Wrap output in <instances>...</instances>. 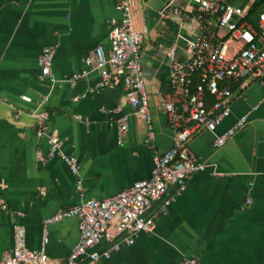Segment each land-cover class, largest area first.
I'll use <instances>...</instances> for the list:
<instances>
[{
	"label": "crops",
	"instance_id": "crops-1",
	"mask_svg": "<svg viewBox=\"0 0 264 264\" xmlns=\"http://www.w3.org/2000/svg\"><path fill=\"white\" fill-rule=\"evenodd\" d=\"M166 1H137L132 12L135 29L147 28L140 55L160 153L171 147L175 132L158 95L169 89L164 50L177 45L175 57L186 55L177 27L161 16ZM254 3L248 1L243 11ZM118 18L115 0H0V260L13 246L14 224L25 227L28 248L43 246L50 259L64 258L78 239V221L69 217L49 224L43 245L46 218L150 176L153 152L144 144L145 121L126 103L120 112L112 111L124 102L122 83L98 87V70L84 63L98 44L108 52V33ZM46 46L54 48V83L40 77L36 63ZM84 69L89 70L85 77L67 81ZM45 95L41 108L49 112L47 128L58 134L65 153L77 157L80 191L60 157L37 158L46 154L47 143L36 137L31 113ZM123 114L128 128L119 143L116 119ZM245 114L246 125L221 147L214 146L209 131L191 140L190 150L204 168L190 176L183 192L169 187L170 203L152 232H141L99 264H183L187 258L198 264H264V81L254 76L236 85L230 115L216 132ZM168 197L153 202L146 215ZM110 244L102 240L93 249Z\"/></svg>",
	"mask_w": 264,
	"mask_h": 264
},
{
	"label": "built area",
	"instance_id": "built-area-1",
	"mask_svg": "<svg viewBox=\"0 0 264 264\" xmlns=\"http://www.w3.org/2000/svg\"><path fill=\"white\" fill-rule=\"evenodd\" d=\"M141 0H115L119 18L108 33L109 50L96 45L84 58L91 69L98 70V87L111 86L120 81L124 87V102L112 111L120 112L126 103L146 123L144 144L153 152L152 169L146 179L133 182L124 190L105 198H89L66 210H61L43 222V245L47 242L49 224L64 218L75 217L79 236L69 253L62 259H50L42 246L30 249L26 245L25 227L13 225V246L5 252L0 264H99L102 259L118 251L122 244L131 245L141 232H152L157 216L170 203L169 187L175 186L178 193L186 188L187 180L204 168L201 160L190 150L191 140L202 131L215 134V147L223 146L247 123V115L221 133L217 127L230 115L232 91L228 83L254 76L264 81V12L254 27L239 21L246 13L228 0H167L160 13L177 27L176 39L185 48L186 55L176 58L177 45L164 50L169 59V91L159 93V100L168 120L174 128L171 147L164 152L156 149V134L152 126L149 96L140 55L147 28L136 30L133 24V6ZM240 44L228 55V40ZM54 48H41L36 58L41 78L54 83L52 64ZM89 73L84 69L67 79L74 83ZM25 102L31 98L21 95ZM77 97H73L75 101ZM48 100L43 96L37 103L34 117L35 135L45 138L46 154H37L39 161L60 157L69 171L76 176L77 190L82 188L78 159L63 151V142L58 134L47 128L49 112L41 108ZM103 112L110 111L101 108ZM81 119L80 115L75 116ZM128 116L116 119L118 142L121 143L128 128ZM166 198L152 214L146 215L151 204ZM250 203V200H247ZM102 240L111 241L108 248L98 251L93 248ZM183 264H198L187 258Z\"/></svg>",
	"mask_w": 264,
	"mask_h": 264
},
{
	"label": "trees",
	"instance_id": "trees-1",
	"mask_svg": "<svg viewBox=\"0 0 264 264\" xmlns=\"http://www.w3.org/2000/svg\"><path fill=\"white\" fill-rule=\"evenodd\" d=\"M254 2L255 3L247 10L244 18H242L239 21H245L246 23L251 24L252 26L256 27L259 14L261 12H264V0H254ZM242 80L243 79L233 81L231 83H228L227 85L229 89L233 91L236 85ZM168 90H169L168 88H164L161 93H166Z\"/></svg>",
	"mask_w": 264,
	"mask_h": 264
},
{
	"label": "rangeland",
	"instance_id": "rangeland-1",
	"mask_svg": "<svg viewBox=\"0 0 264 264\" xmlns=\"http://www.w3.org/2000/svg\"><path fill=\"white\" fill-rule=\"evenodd\" d=\"M233 1L235 2L236 5H241L242 10H245L246 5L250 0H233ZM227 43H228V51H227L228 55H230V53L240 44L239 41L232 39L228 40Z\"/></svg>",
	"mask_w": 264,
	"mask_h": 264
}]
</instances>
